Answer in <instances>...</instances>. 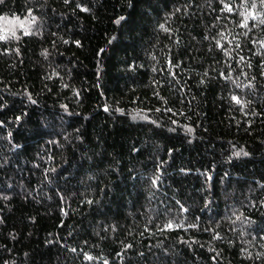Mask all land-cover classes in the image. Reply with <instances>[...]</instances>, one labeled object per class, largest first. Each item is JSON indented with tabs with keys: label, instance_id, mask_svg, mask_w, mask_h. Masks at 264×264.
I'll return each instance as SVG.
<instances>
[{
	"label": "trees",
	"instance_id": "obj_1",
	"mask_svg": "<svg viewBox=\"0 0 264 264\" xmlns=\"http://www.w3.org/2000/svg\"><path fill=\"white\" fill-rule=\"evenodd\" d=\"M0 264H264V3L3 0Z\"/></svg>",
	"mask_w": 264,
	"mask_h": 264
},
{
	"label": "snow or ice",
	"instance_id": "obj_2",
	"mask_svg": "<svg viewBox=\"0 0 264 264\" xmlns=\"http://www.w3.org/2000/svg\"><path fill=\"white\" fill-rule=\"evenodd\" d=\"M3 2V0H0V3H2ZM261 2L262 3H264V0H261ZM86 10V9H85ZM230 10V9H229ZM233 99H236L235 97H233ZM107 110V109H106ZM89 259H91L90 257H89Z\"/></svg>",
	"mask_w": 264,
	"mask_h": 264
}]
</instances>
